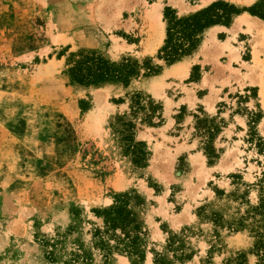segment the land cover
I'll return each instance as SVG.
<instances>
[{"label":"rangeland","instance_id":"rangeland-1","mask_svg":"<svg viewBox=\"0 0 264 264\" xmlns=\"http://www.w3.org/2000/svg\"><path fill=\"white\" fill-rule=\"evenodd\" d=\"M211 1L0 0V264H153L156 255L231 264L239 253L255 263L264 21L240 11L204 29L183 64L156 57L163 8L180 16ZM80 49L159 68L146 76L140 68L125 86L70 83L65 58ZM175 94L192 108L177 107ZM203 95L212 114L192 105ZM121 132L142 143L139 161ZM121 194L138 224L136 254L100 249L99 240H114L95 233L103 228L95 210Z\"/></svg>","mask_w":264,"mask_h":264},{"label":"trees","instance_id":"trees-1","mask_svg":"<svg viewBox=\"0 0 264 264\" xmlns=\"http://www.w3.org/2000/svg\"><path fill=\"white\" fill-rule=\"evenodd\" d=\"M246 11L264 21V0H254L249 6L237 8L233 4L214 0L208 5L186 15L177 16L175 11L167 6L163 8L162 20L164 21V38L162 44L156 51V57L164 61L165 64H171L178 61L184 56L189 55L198 45L201 33L204 29L211 25L219 24L227 26L232 15ZM65 66L63 73L67 77L68 82L83 85L96 84L100 82L121 83L126 85L131 77L139 74L142 68V75L155 74L159 66L150 64L149 59L143 61L142 65L128 59L120 62H113L105 59L99 53L91 49H80L76 52H70L65 58ZM136 96V95H135ZM212 132H216L212 119L206 121ZM126 127L131 129L128 123ZM124 130V129H123ZM124 140V150L130 152L132 159L139 161L142 154L140 141H133L131 134L121 132ZM209 151L208 153L212 151ZM212 156V155H210ZM125 194L117 195L113 204L95 213L102 217L103 228L96 230V234L107 233L113 238L114 244L109 245L103 240H99V248L105 251L115 249L118 251H126L129 254H136L135 241L137 236L131 231L138 228V224L133 220L131 213L125 208ZM253 209L258 213L264 212V197L260 199L257 206ZM260 229H255V241L253 250L256 256L254 264H264V217L261 219ZM119 230V234H115V230ZM231 264H245L242 254H238L231 260ZM153 264H167L160 256H155ZM229 264V263H228Z\"/></svg>","mask_w":264,"mask_h":264},{"label":"crops","instance_id":"crops-1","mask_svg":"<svg viewBox=\"0 0 264 264\" xmlns=\"http://www.w3.org/2000/svg\"><path fill=\"white\" fill-rule=\"evenodd\" d=\"M213 26H215V27H220L221 25H218V24H215V25H213ZM188 56H190V55H188ZM187 56V57H188ZM176 64V65H175ZM180 64H183L182 63V59L181 60H178V61H175V62H173V63H171V64H169V65H167L168 66V68H171V67H174V66H178V65H180ZM190 64H192V61H189V62H187L186 63V71H185V74H184V76H183V78L182 79H184L185 77H187L188 76V74H189V66H190ZM200 77V76H199ZM198 82H200V79H199V81ZM184 98L182 95L181 96H178V95H176L175 94V98H173L171 101L172 102H175V100L176 99H179V98ZM204 97H206V96H204L203 95V97H201V98H196L197 100L195 101V102H193V106H197V103H199L200 104V108H201V110H202V112H204L205 114H212V110L211 109H208V108H206L205 107V105H204V103H202V100L204 99ZM180 101H178L177 102V107H179V105L180 104H185V102L184 101H181L182 99H179ZM187 104V103H186ZM185 104V106H186V108L187 109H191L192 107H188L187 105Z\"/></svg>","mask_w":264,"mask_h":264},{"label":"bare ground","instance_id":"bare-ground-1","mask_svg":"<svg viewBox=\"0 0 264 264\" xmlns=\"http://www.w3.org/2000/svg\"><path fill=\"white\" fill-rule=\"evenodd\" d=\"M237 17H238V16H237ZM242 17H244V16H242ZM244 18H245V17H244ZM238 19H239V18H238ZM238 19L235 20V22H234L235 24H237V23H239L241 20H243V19L240 18V21H239ZM246 20H247V18H246ZM243 22H245V19H244ZM246 23H247L248 26L252 27V24L250 25V22H249L248 20H247ZM248 23H249V24H248ZM235 26H236V25H235Z\"/></svg>","mask_w":264,"mask_h":264}]
</instances>
